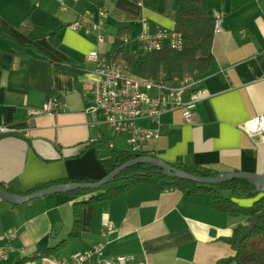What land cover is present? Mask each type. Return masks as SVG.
I'll return each mask as SVG.
<instances>
[{
	"label": "crops",
	"instance_id": "1",
	"mask_svg": "<svg viewBox=\"0 0 264 264\" xmlns=\"http://www.w3.org/2000/svg\"><path fill=\"white\" fill-rule=\"evenodd\" d=\"M104 2L0 0V125L11 128L0 135V184L13 191L63 178L101 179L102 160L113 150L129 151L124 133L97 124L87 110L92 92L83 82L96 74L85 56L106 53L120 28L127 30L128 44L144 28L174 29L179 0ZM202 2L220 26L213 33L211 66L196 78L202 95L188 118L182 109L163 111L160 135L144 150L170 164L264 175V135L247 130L264 115V0ZM53 65L72 68L75 75L55 72ZM50 97L60 99L62 108L40 111ZM137 123L156 125L152 119ZM69 191L21 204L0 197V235L15 232L0 240L1 247H10L0 264H49L98 244L104 258L124 255L126 264H216L234 254L225 238L245 221L241 214L211 208L204 192L190 196L143 181L84 204L78 235L71 237L73 203L89 195L77 198ZM226 196L247 207L257 193ZM47 247L56 248L42 253ZM97 261L92 255L85 264Z\"/></svg>",
	"mask_w": 264,
	"mask_h": 264
},
{
	"label": "trees",
	"instance_id": "2",
	"mask_svg": "<svg viewBox=\"0 0 264 264\" xmlns=\"http://www.w3.org/2000/svg\"><path fill=\"white\" fill-rule=\"evenodd\" d=\"M27 25V16L24 18ZM23 22V23H24ZM215 18L207 10L201 0H179L177 14L174 19V30L179 32L182 45L179 50L163 46L158 50L144 51L139 43L137 50L129 48L127 30L120 28L115 32L110 49L103 54L107 59H116L124 63L127 69L141 78L156 79L164 75L165 79L191 76L199 78L207 73L213 61L211 45L214 33ZM53 44L56 40L52 38ZM53 71L75 75L69 67L53 65ZM153 155L149 151L134 153L126 150H113L111 155L102 160L105 175L122 163L139 156ZM169 165L188 174L200 177H215L219 173L203 167L173 163ZM99 179H56L38 183L23 191H13L10 187L0 184L8 192L26 195L42 188L66 183H93ZM148 182L157 189H178L185 195L198 192L207 194V203L211 208L231 215H243L245 221L235 226L225 241L234 251L232 256L219 259L216 264H264V193H257V198L247 207L238 205L230 196L248 197L255 193L254 184L246 179L234 178L209 184L177 177L166 173L158 166L138 163L124 168L100 188H76L69 192L80 197L89 195L87 199L73 203V228L69 236L78 235L81 207L101 198H110L133 187L139 182ZM65 240L60 242L63 243ZM58 244V245H59ZM56 247H47L41 252L46 254ZM24 259L14 263L21 264Z\"/></svg>",
	"mask_w": 264,
	"mask_h": 264
},
{
	"label": "built area",
	"instance_id": "3",
	"mask_svg": "<svg viewBox=\"0 0 264 264\" xmlns=\"http://www.w3.org/2000/svg\"><path fill=\"white\" fill-rule=\"evenodd\" d=\"M112 0H105L104 4ZM101 15H104V11ZM73 27H81L80 23H73ZM219 21L216 19L214 32L219 31ZM142 50H158L169 46L179 50L182 39L179 32L174 29L157 28L148 33L144 28L136 37ZM85 59L94 64L96 79L85 80L83 88L91 90L92 99L87 110L93 115L97 124L103 123L114 134L124 133L129 150L134 153L144 151V145L160 135L159 115L166 110L182 109L184 118L190 115V108L202 95V90L196 88L197 79L184 76L165 79L164 75L156 79L141 78L132 74L123 62L116 59H107L96 51H90ZM188 95L186 100L184 95ZM63 103L56 97L48 98L40 111L49 114L61 109ZM152 119L155 126L140 125L137 120ZM251 133L262 132L264 135V115L255 117L247 127ZM11 128L5 124L0 125V135L8 134ZM109 223L107 228H113ZM13 230H7L0 235V240L14 237ZM10 248V247H9ZM7 247H0V258L6 257ZM96 255L97 264H126L127 257L117 255L111 258L103 257V245L98 244L91 249L75 252L69 258L52 259L49 264H85L88 259Z\"/></svg>",
	"mask_w": 264,
	"mask_h": 264
},
{
	"label": "water",
	"instance_id": "4",
	"mask_svg": "<svg viewBox=\"0 0 264 264\" xmlns=\"http://www.w3.org/2000/svg\"><path fill=\"white\" fill-rule=\"evenodd\" d=\"M138 163H148L153 166L160 167L162 170H164L168 174L181 177V178H186L189 180L198 181V182L209 183V184H214V183H218L224 180H230L234 178H242L254 184L256 193H259V192L264 193V175L263 174L248 173V172H228V173H219L215 177H200V176L188 174L178 168H175L169 165V163H167L165 160L159 157L148 155V156L135 157V158H132L122 163L121 165L116 167L114 170L109 172L107 175H105L103 178L93 183L56 184V185H51V186L42 188L38 191L29 193L26 195H18L12 192H8L5 189L0 187V197H2L3 199L13 204H21L31 199L40 198V197L58 193V192H65V191L76 189V188H100L102 185L108 183L113 178V176H115L118 172H120L124 168L129 167L134 164H138Z\"/></svg>",
	"mask_w": 264,
	"mask_h": 264
},
{
	"label": "rangeland",
	"instance_id": "5",
	"mask_svg": "<svg viewBox=\"0 0 264 264\" xmlns=\"http://www.w3.org/2000/svg\"><path fill=\"white\" fill-rule=\"evenodd\" d=\"M202 1V0H201ZM203 3V2H202ZM215 24H216V18H215V22H214V27H215ZM129 48L131 49V50H137L138 49V45H137V42L135 41V40H131L130 41V44H129ZM151 51H153V50H151ZM191 77V76H190ZM149 79V78H148ZM250 199V198H249ZM252 200V199H251ZM250 203V202H249ZM6 232V231H5ZM4 232V233H5ZM3 233V234H4ZM15 233V232H14ZM13 238V237H12ZM4 247H7V248H9V244L8 243H5L4 245H3ZM1 247V246H0ZM8 251H9V249H8ZM7 251V252H8ZM6 256H7V254H6ZM4 258H6V257H4Z\"/></svg>",
	"mask_w": 264,
	"mask_h": 264
}]
</instances>
